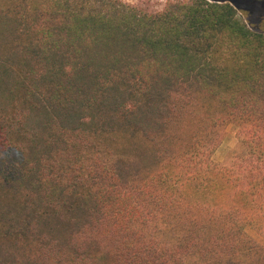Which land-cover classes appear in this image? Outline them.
Returning a JSON list of instances; mask_svg holds the SVG:
<instances>
[{
  "label": "trees",
  "instance_id": "1",
  "mask_svg": "<svg viewBox=\"0 0 264 264\" xmlns=\"http://www.w3.org/2000/svg\"><path fill=\"white\" fill-rule=\"evenodd\" d=\"M251 24L230 0H0V264H264Z\"/></svg>",
  "mask_w": 264,
  "mask_h": 264
},
{
  "label": "rangeland",
  "instance_id": "2",
  "mask_svg": "<svg viewBox=\"0 0 264 264\" xmlns=\"http://www.w3.org/2000/svg\"><path fill=\"white\" fill-rule=\"evenodd\" d=\"M132 6L146 10L150 13H157L163 11L166 6L171 2L176 1H188V0H121ZM238 8L240 16L245 20H253L255 23L253 29H264V3H260L262 0H230ZM229 2V1H228ZM264 2V1H263ZM263 13V14H261ZM238 148V137L236 127L231 123L225 129V134L220 147L217 149L214 155V162L217 165H224L230 163L231 155ZM264 230V228H262ZM252 234L255 232L252 231ZM160 241L167 243L171 240L169 234H159Z\"/></svg>",
  "mask_w": 264,
  "mask_h": 264
},
{
  "label": "flooded vegetation",
  "instance_id": "3",
  "mask_svg": "<svg viewBox=\"0 0 264 264\" xmlns=\"http://www.w3.org/2000/svg\"><path fill=\"white\" fill-rule=\"evenodd\" d=\"M252 1L254 2V0H252ZM263 1H264V0H262L260 3H261V4L264 3Z\"/></svg>",
  "mask_w": 264,
  "mask_h": 264
}]
</instances>
